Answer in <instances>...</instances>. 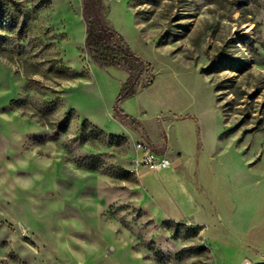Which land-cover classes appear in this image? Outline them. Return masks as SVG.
<instances>
[{
    "label": "rangeland",
    "instance_id": "obj_1",
    "mask_svg": "<svg viewBox=\"0 0 264 264\" xmlns=\"http://www.w3.org/2000/svg\"><path fill=\"white\" fill-rule=\"evenodd\" d=\"M49 1L0 0V264H264V0H99L148 64L128 116L82 0ZM137 140L171 167L137 168Z\"/></svg>",
    "mask_w": 264,
    "mask_h": 264
},
{
    "label": "trees",
    "instance_id": "obj_2",
    "mask_svg": "<svg viewBox=\"0 0 264 264\" xmlns=\"http://www.w3.org/2000/svg\"><path fill=\"white\" fill-rule=\"evenodd\" d=\"M37 2L36 7H40L49 4L50 1L37 0ZM98 3L99 0H82V14L87 26L85 47L102 65L123 66L128 70L129 75L112 105L115 115L128 116L121 108L120 102L135 92V87L148 64L133 53L122 42L121 37L104 23L98 12ZM5 18H9L12 23L19 21L17 14L11 10Z\"/></svg>",
    "mask_w": 264,
    "mask_h": 264
},
{
    "label": "clouds",
    "instance_id": "obj_3",
    "mask_svg": "<svg viewBox=\"0 0 264 264\" xmlns=\"http://www.w3.org/2000/svg\"><path fill=\"white\" fill-rule=\"evenodd\" d=\"M5 93H0V96L4 95ZM24 110L23 109H17L15 110L14 112V115L15 116H20L22 114ZM28 115L31 116L33 115V112L32 111H29L28 112ZM3 119L7 120L9 119L7 116H4L2 117ZM26 118V117H25ZM39 150V146H34L33 150L31 151V156H36L37 154V151ZM56 155H63V153H56ZM56 161H47L46 164L48 166H51L53 163H55ZM24 162L22 160H19V161H15V162H8L6 164V167L9 171L11 172H15L17 171V168L18 167H24ZM42 177L39 176V175H36L34 177H31L29 179H26L23 184H20V187L23 189V190H28L32 184H33V181H39L41 180ZM6 182V179L5 178H0V185H3L4 183ZM19 183V181H17ZM79 247L85 251H87L88 253H94V252H97L98 251V245L96 244H90V243H87V242H84V241H81V240H76L75 241ZM65 247L68 249V251L71 253V255L75 258L76 261H78V264H85V261H86V258L84 256V254L82 252H79V251H76L74 250L73 248H71L69 245L65 244Z\"/></svg>",
    "mask_w": 264,
    "mask_h": 264
},
{
    "label": "built area",
    "instance_id": "obj_4",
    "mask_svg": "<svg viewBox=\"0 0 264 264\" xmlns=\"http://www.w3.org/2000/svg\"><path fill=\"white\" fill-rule=\"evenodd\" d=\"M133 146L136 151L135 165L137 168L156 172L171 164L170 159L166 155L157 154L144 141L137 140Z\"/></svg>",
    "mask_w": 264,
    "mask_h": 264
},
{
    "label": "crops",
    "instance_id": "obj_5",
    "mask_svg": "<svg viewBox=\"0 0 264 264\" xmlns=\"http://www.w3.org/2000/svg\"><path fill=\"white\" fill-rule=\"evenodd\" d=\"M184 118H188V117H184ZM157 154H161V155H166L165 153H159V152H156ZM171 161V160H170ZM172 164V163H171ZM171 164L168 166V167H166V168H164V169H162V170H166V169H168V168H170L171 167ZM161 171V170H160Z\"/></svg>",
    "mask_w": 264,
    "mask_h": 264
}]
</instances>
